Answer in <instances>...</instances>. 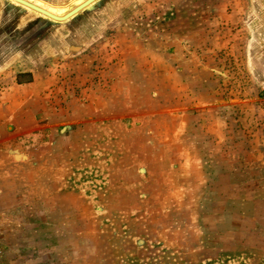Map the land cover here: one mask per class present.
<instances>
[{
	"label": "rangeland",
	"instance_id": "374dc122",
	"mask_svg": "<svg viewBox=\"0 0 264 264\" xmlns=\"http://www.w3.org/2000/svg\"><path fill=\"white\" fill-rule=\"evenodd\" d=\"M0 264H264V0H0Z\"/></svg>",
	"mask_w": 264,
	"mask_h": 264
},
{
	"label": "bare ground",
	"instance_id": "6f19581e",
	"mask_svg": "<svg viewBox=\"0 0 264 264\" xmlns=\"http://www.w3.org/2000/svg\"><path fill=\"white\" fill-rule=\"evenodd\" d=\"M26 1L37 6V7H40L42 10H45L48 13L55 15V16H57L58 13H66L68 11V6L70 4V2H69V3L64 4V5H56V4L52 5V3L47 2L45 0H26ZM92 1H94V0H85V1L84 0H73L71 2H75L76 4H78V7H80V9H82V8L88 6ZM26 26H27V24H26Z\"/></svg>",
	"mask_w": 264,
	"mask_h": 264
},
{
	"label": "water",
	"instance_id": "95a60500",
	"mask_svg": "<svg viewBox=\"0 0 264 264\" xmlns=\"http://www.w3.org/2000/svg\"><path fill=\"white\" fill-rule=\"evenodd\" d=\"M17 1L20 2L22 5L28 6L30 8H33L34 10H37L38 12H41V13L45 14L46 16H48L50 18H53L55 20H64V19H66L70 15L74 14L75 12H77L80 9V7H77L74 10H72L71 12H69L68 14H66L65 16L59 17V16L52 15V14L48 13L45 10H42L40 7H37V6L27 2L26 0H17Z\"/></svg>",
	"mask_w": 264,
	"mask_h": 264
}]
</instances>
